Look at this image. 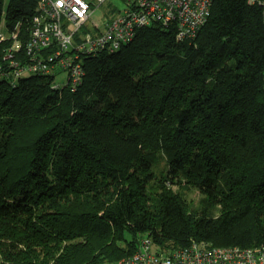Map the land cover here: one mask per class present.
Segmentation results:
<instances>
[{
	"label": "trees",
	"instance_id": "16d2710c",
	"mask_svg": "<svg viewBox=\"0 0 264 264\" xmlns=\"http://www.w3.org/2000/svg\"><path fill=\"white\" fill-rule=\"evenodd\" d=\"M36 5L0 0V264H113L144 237L264 244L260 7L213 0L181 40L140 27L83 55L74 86L24 70Z\"/></svg>",
	"mask_w": 264,
	"mask_h": 264
},
{
	"label": "built area",
	"instance_id": "2783aa9c",
	"mask_svg": "<svg viewBox=\"0 0 264 264\" xmlns=\"http://www.w3.org/2000/svg\"><path fill=\"white\" fill-rule=\"evenodd\" d=\"M106 1L37 0L26 44L32 62L24 70L51 73L54 77L56 69L62 70L66 72L64 82L75 86L82 79L83 55L102 49L115 51L131 41L138 28L154 24L173 26L178 40L192 37L207 21L213 2L121 0L123 9L112 8V16L103 25L91 24L93 10ZM248 3L260 7L264 26V0H248ZM1 27L0 40L7 35ZM12 36L15 37V32ZM113 264H264V244L217 247L203 240H192L183 247L159 249L151 237H144L134 253Z\"/></svg>",
	"mask_w": 264,
	"mask_h": 264
},
{
	"label": "rangeland",
	"instance_id": "374dc122",
	"mask_svg": "<svg viewBox=\"0 0 264 264\" xmlns=\"http://www.w3.org/2000/svg\"><path fill=\"white\" fill-rule=\"evenodd\" d=\"M114 7L121 10L124 7V3L121 0H107L103 4L99 5L91 14V24L97 23L99 25H103L104 21L112 16L110 13L113 11L112 8ZM91 24L88 25L90 28H92ZM65 79L66 72L56 69L55 80L58 82H64ZM154 170L157 172L156 168ZM171 188L173 190L178 189L176 185L171 186ZM182 191L185 194L186 199L190 201V206L195 207L201 198L200 192L193 186H182Z\"/></svg>",
	"mask_w": 264,
	"mask_h": 264
}]
</instances>
